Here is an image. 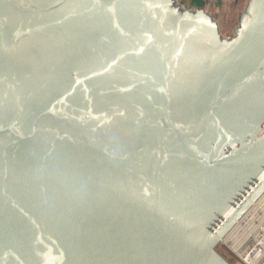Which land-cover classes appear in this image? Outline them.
Masks as SVG:
<instances>
[{"label":"water","instance_id":"obj_1","mask_svg":"<svg viewBox=\"0 0 264 264\" xmlns=\"http://www.w3.org/2000/svg\"><path fill=\"white\" fill-rule=\"evenodd\" d=\"M263 195L264 0L232 36L180 0H0V264H233Z\"/></svg>","mask_w":264,"mask_h":264},{"label":"rangeland","instance_id":"obj_2","mask_svg":"<svg viewBox=\"0 0 264 264\" xmlns=\"http://www.w3.org/2000/svg\"><path fill=\"white\" fill-rule=\"evenodd\" d=\"M185 1L188 2V0ZM246 4L247 0H225L220 6L210 3L205 8L217 17L223 34L232 36ZM223 241L225 244H221L219 249L233 264L237 262L247 264L246 262L251 260L256 252L264 250V234L258 237V235H244L242 233L239 238H235L233 241L227 239Z\"/></svg>","mask_w":264,"mask_h":264},{"label":"bare ground","instance_id":"obj_3","mask_svg":"<svg viewBox=\"0 0 264 264\" xmlns=\"http://www.w3.org/2000/svg\"><path fill=\"white\" fill-rule=\"evenodd\" d=\"M251 208L237 222L236 226L225 236L224 239L233 241L235 238H239L242 233L244 235H258V237L264 234V195L260 200L255 202ZM263 256L264 250L262 252L258 251L255 253V256L246 263H256L261 260ZM243 260L245 261V259Z\"/></svg>","mask_w":264,"mask_h":264},{"label":"trees","instance_id":"obj_4","mask_svg":"<svg viewBox=\"0 0 264 264\" xmlns=\"http://www.w3.org/2000/svg\"><path fill=\"white\" fill-rule=\"evenodd\" d=\"M181 2L188 7H194V6L207 7L210 3H215L220 6L222 3V1L215 2L214 0H188V2H186L185 0H181Z\"/></svg>","mask_w":264,"mask_h":264},{"label":"built area","instance_id":"obj_5","mask_svg":"<svg viewBox=\"0 0 264 264\" xmlns=\"http://www.w3.org/2000/svg\"><path fill=\"white\" fill-rule=\"evenodd\" d=\"M215 2H219V1H225V0H214ZM260 261V260H259ZM257 261L256 264L259 262Z\"/></svg>","mask_w":264,"mask_h":264}]
</instances>
